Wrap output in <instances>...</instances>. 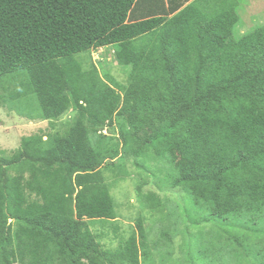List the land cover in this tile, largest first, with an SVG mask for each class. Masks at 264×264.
<instances>
[{
  "label": "trees",
  "instance_id": "16d2710c",
  "mask_svg": "<svg viewBox=\"0 0 264 264\" xmlns=\"http://www.w3.org/2000/svg\"><path fill=\"white\" fill-rule=\"evenodd\" d=\"M238 5L0 0V103L30 120L75 114L0 153V264H264V24L235 38ZM107 46L123 85L79 59ZM129 162L183 204L138 183L159 235L138 216L103 248L90 226L115 221L106 174L117 183Z\"/></svg>",
  "mask_w": 264,
  "mask_h": 264
},
{
  "label": "rangeland",
  "instance_id": "374dc122",
  "mask_svg": "<svg viewBox=\"0 0 264 264\" xmlns=\"http://www.w3.org/2000/svg\"><path fill=\"white\" fill-rule=\"evenodd\" d=\"M238 1L237 11L240 19L233 28L235 38H240L244 33L264 24V12H257L258 9L254 8V14L249 13L251 0ZM254 1L260 2L261 8L264 9V0ZM79 56L85 68L94 67L100 76L105 77V74H108L120 84L126 83L128 68L122 67L117 63L112 46L92 49L88 53H83ZM74 116V112L68 110L63 113L60 119L55 121L30 120L11 110L8 103H0V153L10 155L19 148L20 139L23 136L40 133L45 138V134L48 133L61 134L72 123ZM102 132L108 135L112 130L106 126L102 129ZM127 168L130 170L129 176L114 184L112 183L111 175L106 174V180L111 184V194L116 203L117 216L115 221L104 224L93 223L90 226L93 233L99 236L98 240L103 248L114 249L121 240L126 239L135 230L134 224L138 216H143L144 225L148 230L150 240H156L159 235L160 227L156 222L159 215L151 213L138 201V183L141 184L140 190L142 192L153 191L157 193L164 200V203L167 204V208L171 206V200L173 203L183 204L180 189L159 188L149 173H141L131 162L128 163ZM167 208L165 211H167ZM179 243V238L175 237L169 244V252L172 254V259L180 255Z\"/></svg>",
  "mask_w": 264,
  "mask_h": 264
},
{
  "label": "crops",
  "instance_id": "0c3cea01",
  "mask_svg": "<svg viewBox=\"0 0 264 264\" xmlns=\"http://www.w3.org/2000/svg\"><path fill=\"white\" fill-rule=\"evenodd\" d=\"M254 8L258 9L257 12H261V11L264 12V9L261 8V3L260 2L257 3L254 0H251V5H250V8H249V13H253L254 14ZM237 9H238V7H237Z\"/></svg>",
  "mask_w": 264,
  "mask_h": 264
}]
</instances>
